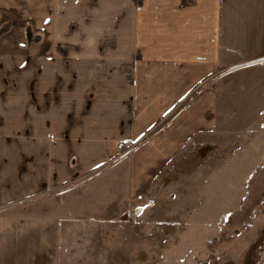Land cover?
<instances>
[{"label":"crops","instance_id":"obj_1","mask_svg":"<svg viewBox=\"0 0 264 264\" xmlns=\"http://www.w3.org/2000/svg\"><path fill=\"white\" fill-rule=\"evenodd\" d=\"M94 8L82 12L84 23L68 38L75 47L66 74L73 86L63 109L44 102L48 88L39 93L35 125L21 119L24 125L13 131L1 119L12 114L0 113V264H59L61 223H111L128 206L130 190L139 189L138 177L154 174L160 159L190 142H218L223 75L228 137L264 142V104L248 102L253 92L264 96V0H130L126 7ZM59 13L51 0L46 14L54 22ZM101 13L103 24L91 23ZM58 24L37 29V62H61L46 43L56 41ZM237 96L244 103L236 104ZM6 110H14L12 103H0ZM257 115L254 126L237 124ZM70 155L90 166L103 160V169L60 200H29L44 191L45 161L62 165L59 184ZM108 158L116 163L105 165Z\"/></svg>","mask_w":264,"mask_h":264},{"label":"rangeland","instance_id":"obj_2","mask_svg":"<svg viewBox=\"0 0 264 264\" xmlns=\"http://www.w3.org/2000/svg\"><path fill=\"white\" fill-rule=\"evenodd\" d=\"M55 2L61 15L53 22L46 14L51 12V0H0V103H12L14 107L0 113L12 114L1 119L10 122L13 131L24 125L21 119L35 125L39 93L44 91L46 95L48 88L52 93L44 96V102L60 103L61 109L65 106L64 94L73 86L66 75L67 59L75 49L68 38L84 23L82 12L90 15L94 7L114 9L117 3L126 7L130 0ZM90 21L103 24V13ZM56 22L58 37L53 45L51 37L46 43L50 55L61 62L39 63L37 29L51 28ZM45 33L51 35V31ZM92 96L89 92L88 101ZM241 97L237 96L236 104L244 103ZM228 99V80L223 75L219 141L213 145L190 142L173 156L160 159L154 174L144 172L138 177V184L133 186L139 189L130 190L128 206L113 223H61L59 264H264V142H256L255 136L251 137L253 141H245L244 135L228 137ZM259 101L264 104V96L253 92L248 102ZM236 120L241 127L244 121L254 126L260 117ZM27 129L35 131L34 127ZM62 134L67 138V133ZM131 148L124 151L129 155L134 151ZM143 159L139 162L144 168L149 160ZM104 162L114 165L116 158ZM61 166L56 160L53 167L45 161L44 191L29 200H60L69 188H83L103 169V160L90 166L86 160L70 155L63 168L64 179L57 184L55 174L62 171Z\"/></svg>","mask_w":264,"mask_h":264},{"label":"built area","instance_id":"obj_3","mask_svg":"<svg viewBox=\"0 0 264 264\" xmlns=\"http://www.w3.org/2000/svg\"><path fill=\"white\" fill-rule=\"evenodd\" d=\"M194 150H195V149H194ZM194 150H190L189 152H192V153H194V152H193Z\"/></svg>","mask_w":264,"mask_h":264}]
</instances>
